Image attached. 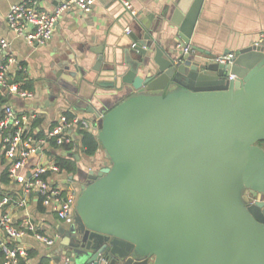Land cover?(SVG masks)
<instances>
[{
    "label": "water",
    "instance_id": "obj_1",
    "mask_svg": "<svg viewBox=\"0 0 264 264\" xmlns=\"http://www.w3.org/2000/svg\"><path fill=\"white\" fill-rule=\"evenodd\" d=\"M203 3L174 0L178 30L167 46L152 35V13L138 21L143 34L129 32L112 81L96 84L123 99L109 110L81 105L108 165L78 164L74 223L58 228L57 263L264 264V201L250 202L264 194V42L239 49L232 65L210 52L195 59ZM77 72L89 80L60 62L52 92Z\"/></svg>",
    "mask_w": 264,
    "mask_h": 264
},
{
    "label": "crops",
    "instance_id": "obj_2",
    "mask_svg": "<svg viewBox=\"0 0 264 264\" xmlns=\"http://www.w3.org/2000/svg\"><path fill=\"white\" fill-rule=\"evenodd\" d=\"M23 0H0V38H7L10 50L27 64V73L34 97L31 100L17 101L19 107L35 111L40 119V130L46 131L63 112H77L89 121L95 123L94 115L81 105H93L97 109L114 107L123 98L124 92L110 87H100L97 82L112 81V67L121 60L122 49L132 43L125 28L140 31V20L149 13L154 15L151 24L152 35L166 45L175 37L178 28L173 26L171 17L174 0H129L135 15L127 12L116 0H94L91 11L69 10L63 13L55 24L53 35L44 46L33 47L22 37H17L9 31L5 17L9 8ZM41 8L52 10L63 0H38ZM165 16L159 21L162 13ZM139 21V22H138ZM138 22V23H137ZM264 42V0H204L200 18L192 42L203 51L193 54L195 59L216 54L234 52L237 54L242 47ZM175 43H179L174 41ZM181 43L178 44L179 48ZM101 53L103 59L101 60ZM77 65L83 69L89 80L78 76V80H71L64 93L55 95L49 84L54 83L59 63ZM172 88V87H171ZM73 90V91H72ZM11 102H15L12 100ZM97 135L98 130L91 131ZM59 153L57 147H50L46 156L55 158ZM50 157V158H49ZM79 162L85 164V171L98 170L107 166L105 152L100 147L92 157L80 156ZM78 162V164H79ZM35 159H30L27 168L33 166ZM82 166V164H81ZM58 176V177H57ZM68 176V177H67ZM75 176V175H74ZM72 185L79 192V183L76 179ZM70 175L62 173L56 178L67 179ZM64 183V182H63ZM19 184L10 181L7 184L0 182V188L8 193L18 191ZM36 193H32L26 210L13 208L12 220L18 225L26 213L47 225L50 233H58L59 227H65L56 217L39 208ZM60 239L53 247H46L31 236H23L20 240L8 242L11 245H21L26 249V264H39L42 259L57 263L60 254ZM58 264H64L61 260Z\"/></svg>",
    "mask_w": 264,
    "mask_h": 264
},
{
    "label": "built area",
    "instance_id": "obj_3",
    "mask_svg": "<svg viewBox=\"0 0 264 264\" xmlns=\"http://www.w3.org/2000/svg\"><path fill=\"white\" fill-rule=\"evenodd\" d=\"M116 1L130 14H136L129 0ZM93 3L94 0H63L52 10H45L38 0H23L9 8L5 21L9 31L25 39L29 45L44 46L51 39L55 24L63 13L72 9L89 12ZM125 32L129 34L130 29L126 27ZM179 48L183 52L191 50L189 46ZM235 57L236 53L227 52L216 54L214 60L232 65ZM27 69V64L10 50L8 39L0 38V170L6 167L10 181L20 186L18 191L0 197V253L3 255L0 264H17L20 257H27L23 246L11 245L8 239L14 242L23 236H31L46 247H53L60 239L59 233L48 232L47 225L28 213L18 225L14 224L13 208L26 210L32 193H36L46 213L54 215L66 228L73 225L79 192L72 185V176L65 180L56 178L63 172L55 158L46 157L47 151L52 147L51 141H54L59 153L63 146H70L71 152L79 156L80 131L97 129L95 123L74 112L72 118L61 113L53 125L40 133V128L35 125L37 113L25 110L16 103L34 97L33 91L24 87L30 82ZM232 78L233 75H230L229 79ZM30 159H35V163L27 168ZM256 199L264 201L259 194L250 197V202ZM62 261L69 264L67 257H63ZM39 264L58 263L48 261ZM97 264H109L108 256L101 255Z\"/></svg>",
    "mask_w": 264,
    "mask_h": 264
},
{
    "label": "trees",
    "instance_id": "obj_4",
    "mask_svg": "<svg viewBox=\"0 0 264 264\" xmlns=\"http://www.w3.org/2000/svg\"><path fill=\"white\" fill-rule=\"evenodd\" d=\"M26 88L32 89L31 87V83L28 82L25 84ZM1 97V100H3ZM6 99V97H5ZM64 114H66L68 116V118H72L73 116V112H63ZM39 124H40V119L36 121L35 125H37V127L39 128ZM54 124V123H53ZM52 124V125H53ZM41 131V130H40ZM42 133V131L40 132ZM39 133V135H40ZM260 145L262 144L264 147V142L259 143ZM80 145H81V155L83 156H87V157H92L96 154L97 150L102 147L101 143L99 142L97 135L91 131H86V130H82L80 131ZM51 146L53 148L56 147V144L54 141H51ZM72 148L70 146H63V150L61 151V153L56 154L55 155V160L57 161L58 165L61 167V170L63 173L70 175V176H74L77 166H78V162L79 159H77L78 157H76L77 154H73L71 152ZM79 155V156H81ZM80 158V157H79ZM0 182L2 184H7L9 182V177H8V173H7V168L4 167L3 169L0 170ZM7 194V191L3 188H0V197H3L4 195ZM39 208L43 209V207L41 206V203L39 201ZM28 257H20L18 259V263L17 264H26V260ZM3 261V255L0 253V263ZM46 263L48 262V260L42 259L40 263Z\"/></svg>",
    "mask_w": 264,
    "mask_h": 264
},
{
    "label": "rangeland",
    "instance_id": "obj_5",
    "mask_svg": "<svg viewBox=\"0 0 264 264\" xmlns=\"http://www.w3.org/2000/svg\"><path fill=\"white\" fill-rule=\"evenodd\" d=\"M81 164H82V166H81ZM79 167H81V169L84 170V169H85V164L79 162ZM84 171H85V170H84ZM260 196H261L262 199H264V194H260Z\"/></svg>",
    "mask_w": 264,
    "mask_h": 264
},
{
    "label": "flooded vegetation",
    "instance_id": "obj_6",
    "mask_svg": "<svg viewBox=\"0 0 264 264\" xmlns=\"http://www.w3.org/2000/svg\"><path fill=\"white\" fill-rule=\"evenodd\" d=\"M262 145V144H261Z\"/></svg>",
    "mask_w": 264,
    "mask_h": 264
}]
</instances>
